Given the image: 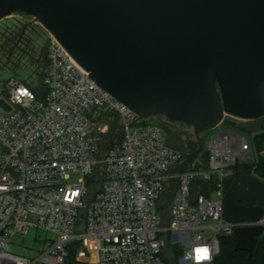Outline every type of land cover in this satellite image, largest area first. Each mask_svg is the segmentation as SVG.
Segmentation results:
<instances>
[{"label": "built area", "instance_id": "built-area-1", "mask_svg": "<svg viewBox=\"0 0 264 264\" xmlns=\"http://www.w3.org/2000/svg\"><path fill=\"white\" fill-rule=\"evenodd\" d=\"M47 49L44 96L16 78L0 96L11 108L0 107V264H168L179 248V264H214L221 238L264 228V216L223 217L231 167L254 157L252 139L222 134L204 167L52 35Z\"/></svg>", "mask_w": 264, "mask_h": 264}, {"label": "water", "instance_id": "water-1", "mask_svg": "<svg viewBox=\"0 0 264 264\" xmlns=\"http://www.w3.org/2000/svg\"><path fill=\"white\" fill-rule=\"evenodd\" d=\"M13 13L35 18L139 119L192 127L197 154L201 135L226 116L264 118V0H0V21ZM0 107L11 109L4 99ZM263 216L264 180L240 171L224 219ZM263 234L262 226L237 228L235 251L251 258Z\"/></svg>", "mask_w": 264, "mask_h": 264}, {"label": "rangeland", "instance_id": "rangeland-1", "mask_svg": "<svg viewBox=\"0 0 264 264\" xmlns=\"http://www.w3.org/2000/svg\"><path fill=\"white\" fill-rule=\"evenodd\" d=\"M13 33L16 34L14 36L15 47L12 48L10 55L0 54V96L6 94L7 83L11 78L27 83H31L32 80L41 82L37 76H40L43 72L46 50L51 40V34L35 18L19 13H13L0 21V45L5 44V41ZM37 90L43 93L44 89L41 84ZM225 120V123L217 129L201 135L203 142L202 153L205 151L211 152L212 145L214 147L220 146L218 139L222 134L227 133L231 138L245 137L252 139L255 132H250L257 130L264 121H257L255 126L251 122L233 119L228 116H226ZM146 121L160 126L164 130L170 145L182 154L184 153L183 155L192 157L193 153L199 150L200 146L192 127L180 123H170L162 116H152ZM253 155L254 159L248 157L246 161H242V159L247 156L242 155L239 158V162L253 163L258 156H264V151L258 152L254 149ZM183 253L184 249L182 248L169 250L167 259L170 260V264H179V258Z\"/></svg>", "mask_w": 264, "mask_h": 264}, {"label": "trees", "instance_id": "trees-1", "mask_svg": "<svg viewBox=\"0 0 264 264\" xmlns=\"http://www.w3.org/2000/svg\"><path fill=\"white\" fill-rule=\"evenodd\" d=\"M14 36H16V34L13 33L12 36H10L8 38V40L5 41V44L0 45V54L5 55V56L10 55L12 48L15 47ZM46 52H47L46 53V61L44 63L43 70L45 69V67L48 63V49L46 50ZM37 78H40L41 82L32 80L31 83H27V82H25V83L33 91H35L39 97H43L45 95V88H44L43 83H42L43 72H42V74H40V76L38 75ZM40 84L44 89L43 93H41L37 90ZM263 120H264V118L257 120V121L262 122ZM225 121L226 120H224L223 123H225ZM257 121H253L251 123H253V125L256 126ZM250 133H254V136L252 138L254 149H256L258 152L264 151V121L262 124L259 125L257 130L251 131ZM167 143L170 147H172L170 145V143L168 142V140H167ZM196 152L197 151H195L193 153L191 159L195 158ZM209 156H210L209 151H205L204 153L201 152L199 159H200V164L202 166H204V167L208 166ZM231 170L233 172V176L227 181L226 190H228L230 188V186L233 182V179L238 176L240 171H245L246 173L253 175L260 180H264V156H261V155L258 156L255 159V162H253V163L238 162L237 164H235L234 166L231 167ZM196 190L197 189L195 186L193 194H195ZM201 193L206 194L208 196L207 191L203 190V191H201ZM160 214L163 218V221L166 222L167 221V202L166 201H163L161 204ZM232 246H233V248H232ZM167 263L170 264L169 259H167ZM214 264H264V234L259 238L258 244H257L251 258H249V254L246 252L235 251L234 241H233L232 237L221 238L220 239V254L216 257Z\"/></svg>", "mask_w": 264, "mask_h": 264}, {"label": "flooded vegetation", "instance_id": "flooded-vegetation-1", "mask_svg": "<svg viewBox=\"0 0 264 264\" xmlns=\"http://www.w3.org/2000/svg\"><path fill=\"white\" fill-rule=\"evenodd\" d=\"M196 157H197V154H196L195 158H196ZM246 203H247L246 201L243 202V204H246Z\"/></svg>", "mask_w": 264, "mask_h": 264}]
</instances>
